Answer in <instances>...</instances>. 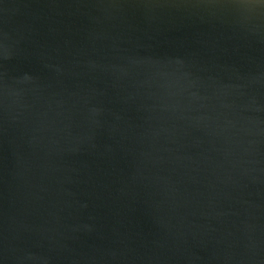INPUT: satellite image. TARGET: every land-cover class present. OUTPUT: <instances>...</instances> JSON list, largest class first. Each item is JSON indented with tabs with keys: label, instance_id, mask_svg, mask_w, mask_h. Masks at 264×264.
Masks as SVG:
<instances>
[{
	"label": "water",
	"instance_id": "water-1",
	"mask_svg": "<svg viewBox=\"0 0 264 264\" xmlns=\"http://www.w3.org/2000/svg\"><path fill=\"white\" fill-rule=\"evenodd\" d=\"M0 264H264V0H0Z\"/></svg>",
	"mask_w": 264,
	"mask_h": 264
}]
</instances>
